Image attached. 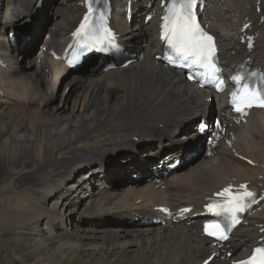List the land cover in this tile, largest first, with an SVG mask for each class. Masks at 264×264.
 I'll list each match as a JSON object with an SVG mask.
<instances>
[{
    "label": "bare ground",
    "instance_id": "6f19581e",
    "mask_svg": "<svg viewBox=\"0 0 264 264\" xmlns=\"http://www.w3.org/2000/svg\"><path fill=\"white\" fill-rule=\"evenodd\" d=\"M44 1L0 0V264H200L212 249L199 235L198 219L160 223L154 207L193 205L192 212H200L204 198L229 181L253 183L264 174V111L252 110L245 123L227 122V132H233L228 141L219 142L212 155L205 146L203 157L188 168L149 171L159 147L174 159L184 141L196 137L189 124L208 108L209 94L154 60L157 20L143 21L149 11L141 0L132 5L130 24L112 13L120 40L140 58L105 71L97 60L82 72L59 75L60 65L47 49L63 48L83 8L79 0H51L46 26ZM208 1L205 16L220 32L226 65L245 55L264 67V0L260 13L256 0ZM31 7L36 13L27 35L8 37L7 31L32 15ZM245 17L257 33L249 53L236 36ZM40 31L48 37L41 33L35 42L46 50L25 54ZM215 106L218 114L226 112L223 101ZM107 149H115L109 163ZM135 157L146 162L137 164ZM131 165L135 178L116 183ZM112 211L118 213L106 214ZM134 217L145 221H121ZM247 221L229 242L234 252L247 251L261 236L264 207ZM210 264L227 261L214 258Z\"/></svg>",
    "mask_w": 264,
    "mask_h": 264
},
{
    "label": "snow or ice",
    "instance_id": "6c2138e0",
    "mask_svg": "<svg viewBox=\"0 0 264 264\" xmlns=\"http://www.w3.org/2000/svg\"><path fill=\"white\" fill-rule=\"evenodd\" d=\"M98 3L99 0H96ZM197 0H167L165 14L162 17L161 39L171 49L168 62L176 67L198 69L202 78L222 83L217 64V48L213 35L206 32L198 22L194 8ZM93 0H88V13L83 18L74 33L81 47L101 52H120L116 36L107 26L103 11L96 16V9L92 7ZM247 27V25H245ZM191 78V77H189ZM233 82H240L243 77L232 76ZM232 103L236 112L246 114L245 109L253 106L264 108V93L256 89H249L244 85L242 90L232 93ZM216 196L222 202H211L206 205V211L216 216H228L233 221L237 213L245 211L256 202V193L248 190L247 185H240V190L234 191L232 186L223 188ZM189 211V209H184ZM204 232L209 237L227 239L225 230L218 222L204 225ZM238 264H264V247L254 249L247 260H240Z\"/></svg>",
    "mask_w": 264,
    "mask_h": 264
},
{
    "label": "rangeland",
    "instance_id": "374dc122",
    "mask_svg": "<svg viewBox=\"0 0 264 264\" xmlns=\"http://www.w3.org/2000/svg\"><path fill=\"white\" fill-rule=\"evenodd\" d=\"M39 1H41L42 2V0H39ZM44 1V0H43ZM51 0H45L44 1V4H45V11H44V20H45V18H46V21H44L43 20V22L46 24V26H48L50 23H51V20H52V18H51V13H50V9H48V3L50 2ZM31 8H33L32 10H33V12H34V7H31ZM33 16V13H32V15L30 16V17H32ZM21 19H24L23 17L21 18ZM19 24V22L17 23V25ZM27 27H29V26H27ZM42 28H44V26L42 27ZM6 31L8 30V28L7 29H5ZM45 30V29H44ZM44 32L45 31H43V33H42V31H40L39 33L40 34H36V35H34V36H32V38H30L31 39V43H30V45H27L26 46V48H25V50H24V52H25V54H27V55H30V56H34V54L35 53H37L36 52V50L38 49L37 48V45H38V43L36 44V42H35V39H37L38 37V35H41V33H42V35H43V38L44 39H46V37H47V34L45 33L44 34ZM6 33V32H5ZM36 36V37H35ZM45 36V37H44ZM41 38V37H40ZM39 39V38H38ZM33 42H35V44H33ZM38 42V41H37ZM239 48V47H238ZM70 74V73H69ZM69 93V88H67V90L65 91V93H64V95H66V94H68ZM192 138H194V137H192ZM192 138H190V139H192ZM145 139H139V140H137V142H143ZM189 140V139H188ZM200 138H196V139H194V140H192V142H197V143H199L200 142ZM187 141V140H186ZM145 143H146V141L144 142V143H142V145H141V147H143L144 145H145ZM131 144H129V145H124L123 147H125L126 149L130 146ZM192 146H193V143L191 144V146L189 147V148H192ZM114 151H115V149H113L112 150V152H109L108 151V149L105 151V155H104V157H106V162L107 163H109L110 161V158H108L109 156L111 157V155L114 153ZM201 154L200 153H197L196 154V156L195 157H200L201 158V156H200ZM168 156L170 157V155L168 154ZM143 157H145V156H143ZM203 157V156H202ZM160 158H164L163 156L162 157H160ZM108 159V160H107ZM129 160H127V162H128ZM198 161V160H197ZM196 161V162H197ZM135 162L137 163V164H139V163H142V162H146V161H143V160H141L139 157H135ZM195 163V162H194ZM194 163H189V164H187L186 162H185V166L184 167H189V166H191V165H193ZM117 165L119 166V167H125V162L124 161H121V160H117ZM134 168H135V165H131V167H130V169H128V168H126L125 169V173H122L121 175H124V176H121V175H117L116 176V178H115V182L116 183H127L131 178H130V176L131 175H133L134 174ZM115 213H118V212H115V211H112V212H107L106 214H115ZM83 216H93V215H91V214H83Z\"/></svg>",
    "mask_w": 264,
    "mask_h": 264
}]
</instances>
